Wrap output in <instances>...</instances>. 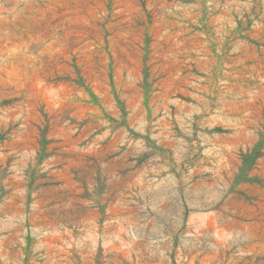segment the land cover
<instances>
[{"label": "rangeland", "instance_id": "obj_1", "mask_svg": "<svg viewBox=\"0 0 264 264\" xmlns=\"http://www.w3.org/2000/svg\"><path fill=\"white\" fill-rule=\"evenodd\" d=\"M0 264H264V0H0Z\"/></svg>", "mask_w": 264, "mask_h": 264}]
</instances>
